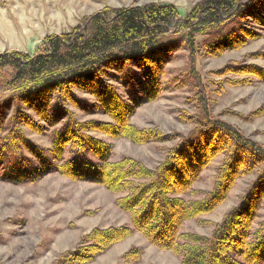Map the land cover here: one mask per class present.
Listing matches in <instances>:
<instances>
[{
    "label": "trees",
    "instance_id": "obj_1",
    "mask_svg": "<svg viewBox=\"0 0 264 264\" xmlns=\"http://www.w3.org/2000/svg\"><path fill=\"white\" fill-rule=\"evenodd\" d=\"M252 23L264 29V0H199L185 15L169 3L106 6L69 31L46 35L34 53L0 51V179L23 184L59 173L93 182L121 194L116 204L130 215V225L92 229L55 264L92 263L136 232L181 257V264H264V220L258 222L264 209L263 146L204 109L189 117L195 125L186 134L132 122L142 105L138 86H145V101H155L175 52L188 50L193 61L199 53L223 56L261 36ZM218 72L264 81V68L256 64H227ZM120 74L130 100L112 82ZM79 91L93 97L91 107L83 108L111 120H80L67 106H82L86 99ZM197 98L206 109L205 96L198 92ZM9 101L33 107L41 121L19 106L9 114ZM23 126L39 133L52 128L51 147L34 142ZM92 132L139 145L175 143L151 168L131 156L114 160V145ZM219 155L224 159L213 190L202 199L187 198ZM254 172L256 179L210 235L183 231L188 220L199 221L225 203L238 179ZM141 254L136 247L124 257L138 262Z\"/></svg>",
    "mask_w": 264,
    "mask_h": 264
},
{
    "label": "rangeland",
    "instance_id": "obj_2",
    "mask_svg": "<svg viewBox=\"0 0 264 264\" xmlns=\"http://www.w3.org/2000/svg\"><path fill=\"white\" fill-rule=\"evenodd\" d=\"M199 0H0V51L21 50L34 53L42 39L52 33H62L75 27L84 16L106 6L121 7L148 2L174 4L181 14H187ZM261 33L241 49L231 50L220 57L199 53L193 61L188 50L181 49L166 64L162 90L155 101H145V86H138L142 105L136 108L132 122L138 127L159 128L164 133H188L195 125L189 117L205 110L213 118L231 123L264 148V81L249 75L219 74L227 64H256L264 68V29L252 23ZM194 67V68H193ZM190 72H193V77ZM121 78L113 83L123 97L131 93ZM206 98V109L197 93ZM82 106L68 103L80 120L98 118L111 120L107 114L92 112L93 97L78 92ZM1 97H4L1 96ZM19 106L37 120L41 117L24 102L9 101L6 109L11 114ZM47 110L52 112L50 106ZM49 125L47 122H45ZM25 133L44 149L52 145V128L44 133L23 126ZM92 135L114 145V160L131 156L155 167L163 160L166 150L175 142L152 141L135 144L122 138L115 139L100 132ZM224 155L217 156L202 172L194 185L195 195L202 199L213 190ZM254 172L238 179L228 199L215 211L199 219L188 220L184 232L210 235L215 224L226 212L237 205L241 196L256 179ZM121 194L88 181H73L59 173H51L34 181L14 184L0 179V261L6 264H55L66 251L73 249L81 238L96 227L130 225V215L123 211L116 199ZM258 220H264V209ZM256 227V226H255ZM141 249L138 262L129 261L124 254L133 248ZM89 264H181V257L148 242L139 232L115 244L110 250Z\"/></svg>",
    "mask_w": 264,
    "mask_h": 264
}]
</instances>
